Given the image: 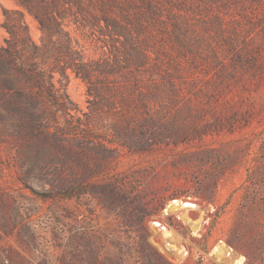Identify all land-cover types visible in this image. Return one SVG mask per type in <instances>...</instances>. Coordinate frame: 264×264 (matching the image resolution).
Here are the masks:
<instances>
[{
  "label": "rangeland",
  "instance_id": "374dc122",
  "mask_svg": "<svg viewBox=\"0 0 264 264\" xmlns=\"http://www.w3.org/2000/svg\"><path fill=\"white\" fill-rule=\"evenodd\" d=\"M4 9L18 6L0 0V45ZM186 13L192 45L228 71L210 64L191 81L179 131L213 132L144 152L105 126L91 135L106 144L87 141L88 88L72 72L77 116L59 113L57 130L33 133L2 111L0 264H264V0H194ZM66 28L89 58L103 54L99 32Z\"/></svg>",
  "mask_w": 264,
  "mask_h": 264
},
{
  "label": "trees",
  "instance_id": "16d2710c",
  "mask_svg": "<svg viewBox=\"0 0 264 264\" xmlns=\"http://www.w3.org/2000/svg\"><path fill=\"white\" fill-rule=\"evenodd\" d=\"M14 2L18 9L3 11L8 36L0 45V125L2 111L19 116L17 125L33 133L57 130L59 113L70 122L77 116L66 88L72 72L88 88L89 111L82 115L85 122L79 120L87 141L106 144L91 135V129L105 126L123 147L144 152L213 132L183 135L177 121L188 86L203 69L216 64L222 75L228 71L219 53L200 54L189 40L186 10L194 0ZM27 13L39 25L41 43L30 33ZM68 22L99 32L107 40L103 54L89 58L67 30ZM71 129L69 123L68 135Z\"/></svg>",
  "mask_w": 264,
  "mask_h": 264
},
{
  "label": "bare ground",
  "instance_id": "6f19581e",
  "mask_svg": "<svg viewBox=\"0 0 264 264\" xmlns=\"http://www.w3.org/2000/svg\"><path fill=\"white\" fill-rule=\"evenodd\" d=\"M191 206H193V205L190 204V203H186V204H184V207H191Z\"/></svg>",
  "mask_w": 264,
  "mask_h": 264
}]
</instances>
